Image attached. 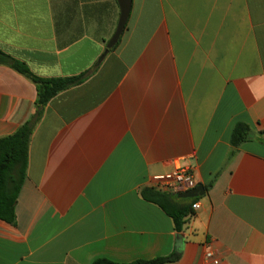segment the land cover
<instances>
[{
	"label": "crops",
	"instance_id": "0c3cea01",
	"mask_svg": "<svg viewBox=\"0 0 264 264\" xmlns=\"http://www.w3.org/2000/svg\"><path fill=\"white\" fill-rule=\"evenodd\" d=\"M119 14V0H0L2 51L42 77L88 72L33 129L0 264H264V0H131L101 57ZM35 98L0 64V137ZM237 122L250 137L228 157ZM176 167L204 189L180 230L142 196Z\"/></svg>",
	"mask_w": 264,
	"mask_h": 264
},
{
	"label": "trees",
	"instance_id": "16d2710c",
	"mask_svg": "<svg viewBox=\"0 0 264 264\" xmlns=\"http://www.w3.org/2000/svg\"><path fill=\"white\" fill-rule=\"evenodd\" d=\"M0 64L6 65L28 78L36 89L35 110L30 118L19 126L13 133L0 137V219L14 224L15 199L25 176L28 156V146L35 125L40 120L45 105L59 92L81 83L88 72L73 76L42 77L33 73L21 60L8 55L0 49ZM250 127L244 122H237L231 131L229 156H232L237 146L248 140ZM210 185V184H209ZM208 185V186H209ZM142 196L148 201L158 204L172 218L174 228L180 230L184 219L192 211V203L196 197L188 198L190 202L183 204V200L175 195L166 194L153 188H145ZM176 254L154 257L151 259H137L131 262H115L106 258H96L91 264H165L177 259Z\"/></svg>",
	"mask_w": 264,
	"mask_h": 264
},
{
	"label": "built area",
	"instance_id": "2783aa9c",
	"mask_svg": "<svg viewBox=\"0 0 264 264\" xmlns=\"http://www.w3.org/2000/svg\"><path fill=\"white\" fill-rule=\"evenodd\" d=\"M196 179L193 173L189 169L176 167L170 172L156 174L151 177L150 186L154 190L178 194L189 191L196 187ZM192 210L199 207V202L192 203ZM212 254L210 252L205 253V259H211ZM216 262V260H214Z\"/></svg>",
	"mask_w": 264,
	"mask_h": 264
},
{
	"label": "water",
	"instance_id": "95a60500",
	"mask_svg": "<svg viewBox=\"0 0 264 264\" xmlns=\"http://www.w3.org/2000/svg\"><path fill=\"white\" fill-rule=\"evenodd\" d=\"M119 4H120V14H119V18L117 21L115 31L112 34V36L110 37V39L108 40V42L106 44V48H105L103 54L101 55V57L107 52L108 49L113 47L115 45V43L118 41V39H119V37L123 31V28L125 26L126 20L128 18L131 0H119ZM203 193H204L203 186L197 185L196 187H194L193 189H191L189 191H186L183 193H178L177 197L183 198V199L193 198V197H197L199 195H202Z\"/></svg>",
	"mask_w": 264,
	"mask_h": 264
}]
</instances>
